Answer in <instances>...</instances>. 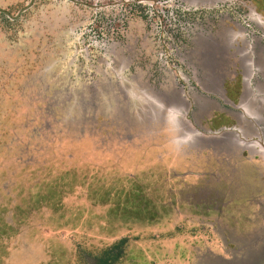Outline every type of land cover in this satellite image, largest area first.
Here are the masks:
<instances>
[{"label":"rangeland","instance_id":"obj_1","mask_svg":"<svg viewBox=\"0 0 264 264\" xmlns=\"http://www.w3.org/2000/svg\"><path fill=\"white\" fill-rule=\"evenodd\" d=\"M28 2L0 8L15 15ZM9 20L0 17V202L12 213L3 264H92L120 237L116 264H264V0H33ZM230 34L251 51L242 136L200 107L222 102L202 82L208 71L216 85L220 51L200 55L201 42ZM225 62L236 71L235 57ZM55 184L71 193L27 204ZM124 188L139 208L174 199L180 214L120 223Z\"/></svg>","mask_w":264,"mask_h":264},{"label":"crops","instance_id":"obj_2","mask_svg":"<svg viewBox=\"0 0 264 264\" xmlns=\"http://www.w3.org/2000/svg\"><path fill=\"white\" fill-rule=\"evenodd\" d=\"M246 43L247 39L241 36H234L231 34L228 36L208 35L204 37L199 49L200 55H204V52L215 51L217 49L220 51V60L222 62L220 64V70L212 72V75H214L216 79L215 86L210 85L208 82L210 73H208L207 69V72H205L207 77L202 80V82L204 81L203 84H205L204 89L206 91L216 90V92L221 94L222 105H219L222 107L220 109L218 108L219 105L216 104V109H209L211 105L208 100H204L205 102L203 101L200 107L205 108L206 114L208 115L207 119L218 124L235 126L238 128L237 131L241 136L244 132L243 129L247 126L245 123L251 124V51L246 49ZM229 56L236 58V71L235 69L230 70L227 68L228 65L225 59ZM228 75L232 76L229 77ZM227 106L233 107L234 111H228L226 108ZM260 108L264 109V105L261 104ZM260 114H263V111H261ZM244 134L250 137L251 131ZM169 205L170 214L167 219L175 221L177 213H180L176 210V203H169ZM193 209L201 213L198 208Z\"/></svg>","mask_w":264,"mask_h":264},{"label":"trees","instance_id":"obj_3","mask_svg":"<svg viewBox=\"0 0 264 264\" xmlns=\"http://www.w3.org/2000/svg\"><path fill=\"white\" fill-rule=\"evenodd\" d=\"M0 17L2 18V20L5 23L13 22V20H9L2 13H0ZM4 125H5V123L3 121H0V136L3 135L4 133L8 132L7 126L5 127ZM64 177H65L64 173L60 172V174L56 175L53 178V180L58 179L57 181L59 183V181ZM74 181H75V178H72L70 180L71 184H73ZM83 182L84 181L82 180V183ZM79 183H80V181H79ZM55 185H56L57 189L55 187H51V188L49 187V189H47V190H49V193L40 194V195L33 194V195H31V198H30V196H29V198H26L27 204L30 205L32 203V204H34L35 207H38L44 201H46V202L51 201V203H49V205H47V206H53L52 203L58 201L61 196L65 195V193H68V194L71 193V186L70 185L68 186L67 190H63V188H61V186L58 184H55ZM80 185H81V183H80ZM134 187H138V185L137 186L134 185ZM132 191L133 190L127 191L124 188L123 190H121L119 192V194L122 195L121 198H119V200H120V206H119L120 217L123 216L124 220L125 219L128 220V221L125 220V221L120 222V223H128V222H134V223L138 222L139 223L141 218H142V224H143V222H145V223L149 222V223H151V225L156 224L158 226H162V225H166L169 223L168 219H167L169 214H170V211H169L170 205L169 204L166 206L161 205V208H157L156 206H150L148 204L143 209L139 208L138 206H136V202H137L136 198H139V197H135L134 196L135 193H132ZM137 191H139V190H137ZM102 195L104 196L107 194H106V192H103ZM158 195L160 196L161 194H158ZM159 196H157V197L160 198ZM4 200H1V202H0V214L6 215V217L10 220V222L5 220V219L0 218V238L1 239L9 236L11 234V231H12V224H11L12 213H10V214L5 213V211H10L11 209H8V207L5 206L7 204V202ZM21 201L25 202L24 196L21 197ZM172 201H173V203H176L175 202L176 200L172 199ZM103 202H106V201L104 200ZM158 204H161V203L158 202ZM23 210H24L23 212L25 213V209H23ZM110 210H112L111 207H110ZM121 213H124V214L122 215ZM124 217H126V218H124ZM22 218H23V216H22ZM74 219H76V218L74 217L73 221H74ZM73 221H72V219H70V221L66 220L61 225L56 226V227L66 228L65 225L69 224V223L70 224L72 223V226H73ZM79 221L80 220H77L75 224H78ZM99 222H101V219L97 220V223H99ZM98 228H99V230H103V231H105V230L107 231V229H108V227H104V225L99 226ZM118 229L119 228H115L114 230H118ZM108 230L110 231V229H108ZM167 235H171V234L169 233ZM125 244H126V238L125 237H120L119 239L113 241L106 248H104L100 251V254L98 255V257L95 258V260L92 264H114L115 262H117L121 258ZM0 251L2 252V250H0ZM1 258H3V257H0V259ZM50 261L49 262L47 261V264H51ZM0 264H3V260H0Z\"/></svg>","mask_w":264,"mask_h":264},{"label":"water","instance_id":"obj_4","mask_svg":"<svg viewBox=\"0 0 264 264\" xmlns=\"http://www.w3.org/2000/svg\"><path fill=\"white\" fill-rule=\"evenodd\" d=\"M33 0H29V2L24 5L22 8H20L15 15H10L9 12L3 8H0V13H3L5 14L9 19H15L19 14L20 12H22L23 10H25L26 8H28L30 6V4L32 3ZM193 208H199V207H193Z\"/></svg>","mask_w":264,"mask_h":264},{"label":"flooded vegetation","instance_id":"obj_5","mask_svg":"<svg viewBox=\"0 0 264 264\" xmlns=\"http://www.w3.org/2000/svg\"><path fill=\"white\" fill-rule=\"evenodd\" d=\"M124 251V250H123ZM121 259V258H120ZM114 264H116V262L114 263Z\"/></svg>","mask_w":264,"mask_h":264}]
</instances>
